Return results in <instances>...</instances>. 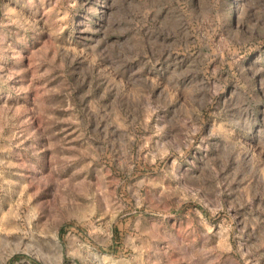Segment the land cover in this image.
Here are the masks:
<instances>
[{"label": "rangeland", "instance_id": "374dc122", "mask_svg": "<svg viewBox=\"0 0 264 264\" xmlns=\"http://www.w3.org/2000/svg\"><path fill=\"white\" fill-rule=\"evenodd\" d=\"M264 264V0H0V264Z\"/></svg>", "mask_w": 264, "mask_h": 264}, {"label": "trees", "instance_id": "16d2710c", "mask_svg": "<svg viewBox=\"0 0 264 264\" xmlns=\"http://www.w3.org/2000/svg\"><path fill=\"white\" fill-rule=\"evenodd\" d=\"M36 264H38L36 261H35Z\"/></svg>", "mask_w": 264, "mask_h": 264}]
</instances>
